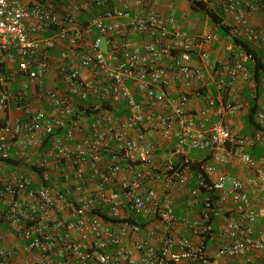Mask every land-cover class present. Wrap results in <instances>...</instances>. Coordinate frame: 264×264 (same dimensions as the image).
Here are the masks:
<instances>
[{"label": "built area", "instance_id": "2783aa9c", "mask_svg": "<svg viewBox=\"0 0 264 264\" xmlns=\"http://www.w3.org/2000/svg\"><path fill=\"white\" fill-rule=\"evenodd\" d=\"M161 1L0 0V264H218V257L264 250L254 237L259 212L243 180L220 174L207 183L214 165L201 164L191 176L188 159L180 166L165 161L155 172L151 135L174 143L178 155L223 147L214 160L228 165L237 154L253 172L247 183L260 192L264 205V170L245 152L264 146V111L255 114L259 132L238 136L222 120L207 127L217 103L211 90L199 96V111L188 107L198 85L211 79L236 101L251 79L248 56L241 50L217 63L210 47L221 37L186 32L175 17L157 11ZM261 1L219 0V16L230 37L264 52V23L255 28L251 22ZM55 49L59 55L52 59ZM12 63L16 68L4 72ZM49 69L58 85L44 84ZM86 70L90 77H83ZM17 78L21 82L14 89ZM259 86L264 93V78ZM31 88L50 111L31 106ZM103 102L110 106L102 108ZM236 108L228 104L224 110L230 115ZM10 111L20 115L9 118ZM111 144L114 149L103 162L102 152ZM11 149L19 159L36 151L33 165L41 173L22 170L1 177ZM193 177L197 187L190 196L207 193L198 218L187 223L198 241L178 239L171 195ZM158 183L165 186L163 193ZM227 205L236 216H222L214 229L212 216ZM125 209L154 217L160 233L121 217ZM202 235L217 242L214 257Z\"/></svg>", "mask_w": 264, "mask_h": 264}, {"label": "crops", "instance_id": "0c3cea01", "mask_svg": "<svg viewBox=\"0 0 264 264\" xmlns=\"http://www.w3.org/2000/svg\"><path fill=\"white\" fill-rule=\"evenodd\" d=\"M263 1V0H262ZM261 1V6L264 7V2ZM206 6L215 11L217 14L220 13L219 9V0H206L205 1ZM156 8L157 11L161 15L165 16H173L175 17L178 22L180 23L181 27L188 33L190 34H199L202 32H212L210 25L208 23V17H205L202 19V16L200 14L196 15L191 11L190 5L187 0H163L161 2L156 3ZM263 15V14H259ZM255 15L251 17V22L255 24L257 21H252L255 19ZM198 26H201V30L198 29ZM43 36H49L50 33H43ZM227 38L226 37H221V41H225ZM139 37H135V41L140 42ZM232 48L233 52L239 53L241 49L238 46L232 45L227 47L226 49L229 50ZM259 50V49H258ZM261 51V50H260ZM210 54L211 58L214 61H227L232 57L231 52H222L221 46L219 43L213 44L210 47ZM59 55V50H51V58L56 59ZM11 65L13 68H16V64L12 63L10 66L4 65V72H8L11 69ZM218 71H221V68H218ZM90 71L86 70L83 72V77H90ZM44 84L46 86H52L58 85L59 83L56 82L57 80L55 79V72L54 69H49L43 78ZM21 80L17 78L15 82L13 83L14 89L18 88V85L20 84ZM212 79L211 81H205L201 84L198 85V88L193 92V95L191 96V101L189 103V109L193 112L196 113L199 111L202 107V102L200 100V95L208 92L211 90L213 96L217 99L216 107L211 115L210 121L207 122V127H211V124L215 120H222L227 124L229 127L230 131L233 134H236L238 136H246V135H253L256 134L257 132L260 131V129L257 127L255 129V126L248 123L246 120L247 117V110H248V94L252 95V97L256 94V88L255 86L250 85L249 83H244L242 85L241 90L237 93V98L236 101H234L232 95L228 92H221L218 91L215 86L212 84ZM205 86V87H204ZM204 87V88H203ZM203 88V90H202ZM258 90V99H257V104H258V111H264V93L259 86L257 88ZM176 87L171 86L169 88V93L170 94H176ZM33 89H30V94L28 101L33 106L34 108H42L45 109L46 111H50V105L46 102H39L36 100V98L33 95ZM136 97L138 98L139 96ZM228 104H234L237 106L235 111L232 114H227L226 111L224 110L225 106ZM20 114L16 111H10L8 112V117L13 118L15 116H19ZM4 116V112L0 109V120ZM138 129H135L132 134H136V131ZM149 141L151 145L153 146L154 152H162L165 148V145L167 146H172L174 143H165L163 140L157 136V135H151L149 136ZM176 142V141H175ZM167 148V147H166ZM113 144H111L109 150H104L102 152V161L103 162H108L109 156L111 151H113ZM12 156L11 158L18 159V160H23L24 166L20 167H12V166H6L5 164H2L3 166V173L1 177H4L6 173L12 172V171H22V170H30L29 167L31 164L34 163V161L37 159L39 156L36 151H29L26 154V157L23 159H19L18 156L16 155L15 151L11 149ZM224 148L219 147L215 151H205V152H200V151H187L184 150L182 153L178 155L179 158L183 159V162L185 159L189 160V165L186 166L187 168L191 167V169H187V174L188 175H195L199 171V166L201 164H212L214 165L215 169L213 172L205 176V181L207 183H211L216 180L218 175L220 174H227L230 177L234 178H239L245 182V190L248 192L250 199L252 203L254 204V207L257 208L259 212V218L257 222L254 225L255 228V235L254 237L256 239H259L260 242L264 246V233L261 232L262 226L264 224V205L262 204L261 201V194L260 192L251 186L250 184L247 183V179L252 176L253 172L250 171L245 165L240 161L239 156L236 154L230 159V162L228 165H222L220 163H217L214 160V156L217 153H223ZM245 152H247L255 161H256V167L257 169L264 170V146L263 145H257L254 148H246ZM155 157V156H154ZM175 160V159H174ZM183 162L181 165H183ZM175 165H177V162L174 161ZM124 167V165H123ZM147 180H149L147 178ZM146 185L150 184V180L145 182ZM227 188L230 187V183L227 182L225 185ZM197 187V181L193 177L190 179L189 183L184 186L177 188L176 190L172 191L171 195L174 201V212L177 217V222L175 225V232L178 237V239H183V238H191L194 241H198V237H194L192 235L191 229L187 226V223L191 220L197 219L198 214L200 212V208L202 205V201L204 197L207 195V193L201 192V194L198 197H191L189 192L191 189H194ZM158 191L160 193H163L165 190V186L161 183L157 184ZM110 189V188H108ZM215 194V195H214ZM213 196L216 198V193H214ZM121 217H126L127 219L131 220H137L139 221L143 226L146 228H153L155 229L158 233H160V226L158 224V221L152 218H142V217H137L135 216L131 211L128 209H125L121 211L120 213ZM222 216H228V217H235V213L230 209V207L227 205L225 207H222L217 215H213L211 219V224L214 229L217 228L220 218ZM143 236L144 233L142 234ZM201 239L206 243V246L208 248L209 254L214 257L216 247H217V242L215 240H210L209 238H206V236L202 235L200 236ZM13 239L10 240L11 244L13 243ZM127 248L129 250L132 249L131 244H127ZM135 257H138L137 253H134ZM218 264H264V250H255V251H249L243 256L237 257V258H224V257H218L216 258ZM179 264H192L191 262L187 261H182Z\"/></svg>", "mask_w": 264, "mask_h": 264}, {"label": "trees", "instance_id": "16d2710c", "mask_svg": "<svg viewBox=\"0 0 264 264\" xmlns=\"http://www.w3.org/2000/svg\"><path fill=\"white\" fill-rule=\"evenodd\" d=\"M187 1L190 5L191 11L194 14L196 15L200 14L202 16V19H204L205 17H208V23L213 33L218 34L220 37H230L229 27L223 23L219 14H217L215 11L209 9L206 6L205 2L201 0H187ZM262 2H264V0ZM261 9L264 14V7H261L260 10ZM201 28H202L201 26H198L199 30H201ZM232 41H233V45L238 46L248 56V59H249L246 66L255 84L256 94L253 97L252 95L248 94V97H247L248 98V110H247L246 120L248 123L254 125L255 129H257L258 125L255 121V114L258 111V104H257V99H258L257 90L258 89L257 88L259 87V83L261 82V77H264V52L254 49L253 47H251V45L248 42L242 41L236 37H232ZM109 106L110 105L107 102L102 103V108H108ZM57 133L59 134L61 132L58 131ZM2 164H5L6 166L9 165V166L16 167V168L20 166H24L23 160L22 161L18 159L13 160L12 158L4 160ZM29 169L34 172L41 173V171L37 169L33 164L30 165ZM35 186L36 185H33V187ZM103 218L107 221L113 220V219H110L106 214L103 215ZM128 220L133 221L131 219H128Z\"/></svg>", "mask_w": 264, "mask_h": 264}, {"label": "rangeland", "instance_id": "374dc122", "mask_svg": "<svg viewBox=\"0 0 264 264\" xmlns=\"http://www.w3.org/2000/svg\"><path fill=\"white\" fill-rule=\"evenodd\" d=\"M259 14H263L262 9L259 10L255 14L256 17H255V19L252 20V21H257V22H255V24L252 23L255 28L261 27V25L264 23V14L263 15H259ZM226 38L227 39L225 41L219 42V45L221 46V50H222V52H231L232 54H234L232 49H230V50L226 49L227 47L233 45L232 37H226ZM251 47H253L256 50L259 49L256 45H251ZM263 78L264 77H261V79H263ZM247 83H249V84L250 83H254L253 79L251 78ZM164 148L165 149L162 152H158V151L154 152V156H155L154 157V161H155V166H156V169H157V170H155V172H157V173L160 172V169H162L163 163L165 161L171 160L173 163H174V161H176L177 162L176 166H180L181 163L183 162V159L179 158L178 154H175L173 145L172 146L171 145L170 146H168V145L166 146L165 145ZM188 169H191V167H189Z\"/></svg>", "mask_w": 264, "mask_h": 264}]
</instances>
